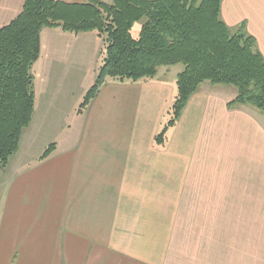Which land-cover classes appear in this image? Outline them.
Segmentation results:
<instances>
[{"label":"crops","instance_id":"1","mask_svg":"<svg viewBox=\"0 0 264 264\" xmlns=\"http://www.w3.org/2000/svg\"><path fill=\"white\" fill-rule=\"evenodd\" d=\"M7 1L0 20L11 21L22 0ZM220 18L233 32L243 27L264 59V0H223ZM92 33H40L31 73L43 80L47 100L38 112L35 101L12 158L9 190L0 201V264H100V257L115 254L116 240H128L134 226L149 223L142 219L157 209L162 215L168 193L173 209L186 210L188 224L202 226L204 240L220 241L210 264H264V115L250 105L228 109L234 97L214 90L222 85L203 83L165 146H156L182 71L175 66L148 81H107L73 117L56 107L71 91L55 90L52 82L74 75L83 82L92 60L95 79L101 49ZM53 111L61 121L50 120ZM51 135L59 139H47ZM51 144L52 154L40 160ZM35 147L41 154L33 160ZM227 240L234 241L232 249Z\"/></svg>","mask_w":264,"mask_h":264},{"label":"trees","instance_id":"2","mask_svg":"<svg viewBox=\"0 0 264 264\" xmlns=\"http://www.w3.org/2000/svg\"><path fill=\"white\" fill-rule=\"evenodd\" d=\"M22 0L19 14L0 27V168L19 150L34 113L33 64L40 55V33L61 29L95 32L102 41L92 86L77 111L82 114L107 81L136 83L164 67L182 66L167 121L154 137L163 147L200 85L233 86L227 108L250 105L264 115V59L243 27L231 31L220 18L223 0ZM143 22L138 35H132ZM49 145L40 160L48 158Z\"/></svg>","mask_w":264,"mask_h":264},{"label":"rangeland","instance_id":"3","mask_svg":"<svg viewBox=\"0 0 264 264\" xmlns=\"http://www.w3.org/2000/svg\"><path fill=\"white\" fill-rule=\"evenodd\" d=\"M103 1L108 2L107 0ZM7 2V0H0V13ZM18 13L19 12H17V14ZM17 14H12L9 19H14V15ZM8 21H10L8 18L0 20V27ZM142 23L143 22L137 23L132 29V35L134 37L138 35ZM92 34L95 35V33ZM94 41L99 42V47L101 49L102 41L99 38H95ZM93 59H96V57L94 56ZM87 66V71L85 73L86 77L83 82H80L79 76L75 75L71 76L70 80L61 81L55 79L52 82L55 90L61 89L67 90L68 92L71 91L67 94L69 99L68 97L63 99L59 98L56 107H65V110L71 111L74 115L73 117H75L83 101L82 98H78L79 94L82 92L81 89H86L88 86L91 87L94 83L93 68H95V60H92L91 64ZM178 68L180 70L183 69L182 66H178ZM218 88L221 89L214 90H224V94L228 95V97H235L237 95V89L233 86L225 87V85H223V87ZM34 92L35 96L37 94V99H35V101L38 112V108H42L47 99L43 95V80H40L38 77L36 78V76L34 80ZM73 117L70 119H73ZM59 118L60 114L57 111H53V114L50 115V120L61 121ZM48 131L57 132L56 129H49ZM47 139H59V137L58 135H51ZM34 149L35 150H33L31 154L33 160L41 154V150H37L36 147ZM12 158L8 167L0 168V201H3L4 198H2V196L5 195L6 190H9L6 188V185L12 178V168L16 164L15 159ZM163 206V209L160 210V212H162L161 216L158 215L157 209L156 215L151 214L147 216L146 219H142V221H148V224L134 226L131 229L128 240L127 238L125 240H121L123 238L116 240L114 245L115 254L112 256L111 253H109V257L107 258L100 257V264H154L155 257L158 264L160 254L162 255V264H210L214 261L216 262L217 251L214 249L218 248L220 241L204 240L203 236L206 235L203 234L202 226L188 224L189 219L185 216L186 210L173 209L170 193L166 194V196L164 195ZM174 211H176V213ZM224 243L227 244H225V246L228 250L233 248L234 241L227 240ZM121 251L124 255L119 256V252L122 253ZM213 254H215V258Z\"/></svg>","mask_w":264,"mask_h":264}]
</instances>
